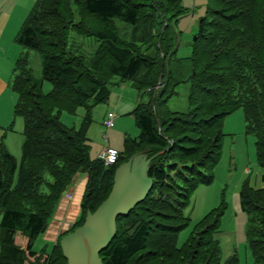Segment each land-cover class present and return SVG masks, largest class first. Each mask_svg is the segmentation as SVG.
I'll return each mask as SVG.
<instances>
[{
    "label": "trees",
    "instance_id": "trees-1",
    "mask_svg": "<svg viewBox=\"0 0 264 264\" xmlns=\"http://www.w3.org/2000/svg\"><path fill=\"white\" fill-rule=\"evenodd\" d=\"M74 6L77 19L73 20ZM186 9L181 0H35L13 41L41 56L43 92L22 53L12 64L8 87L15 93L12 117L22 120L19 156L0 136V264H63L58 240L83 221L110 190L114 168L134 152L151 157V187L126 215L115 218V232L98 256L102 264H239L235 251L221 258V201L191 226L184 213L198 185L212 181L221 146L222 118L242 110L244 131L254 136L260 187L241 182L238 204L245 214L244 242L251 264H264V0H207L196 22L188 70L180 67L171 23ZM116 18L129 25L125 37ZM70 31L98 40L88 63L66 51ZM184 59V58H183ZM128 81L139 93L129 112L138 128L123 138L117 159L104 165L87 157V129L94 104L107 101L111 78ZM159 82H158V78ZM187 81L183 111L167 99ZM147 97L141 100L142 95ZM81 107L79 123L68 126L62 112ZM10 122L6 130H11ZM85 174L79 214L49 250L32 248L77 172Z\"/></svg>",
    "mask_w": 264,
    "mask_h": 264
},
{
    "label": "rangeland",
    "instance_id": "rangeland-1",
    "mask_svg": "<svg viewBox=\"0 0 264 264\" xmlns=\"http://www.w3.org/2000/svg\"><path fill=\"white\" fill-rule=\"evenodd\" d=\"M34 1L0 0V8L5 10V16L0 18V24H3L2 33L4 34L6 32L7 25L12 27L8 31L9 33H5L7 41L9 38H12L10 36L13 35L14 31L16 29L18 30ZM206 2L207 0H181V6L186 9V12L178 16L169 28L170 31L172 30L175 33L176 42V51L172 57L182 59L177 65L185 71L188 70L189 65L185 57L189 54L190 41L196 29V22L202 15ZM71 7L73 20L75 21L77 19L76 12L74 6L72 5ZM8 17H10L9 20ZM113 23L118 35L125 37V33L129 30V25L116 18L113 19ZM11 42L15 43L13 40ZM97 45L98 40L94 35H82L70 31L67 36L66 51L70 54L80 55L84 62L88 63ZM17 47L22 55H25L31 75L35 79L41 80L42 91H49L50 83L47 80L41 79V56L39 53L31 49L23 48L20 45ZM19 54L17 53L14 58L16 59ZM10 74H12V69L10 70ZM111 82L110 86L112 91H124L122 95L123 100H128L130 97H133L132 110L139 102V93L128 81L119 82L117 77H112ZM174 90L175 93L167 99V107L170 110L183 111L187 108V81L179 82L174 87ZM129 93H131V96ZM146 97L147 95L143 94L141 100L144 101ZM107 111L114 114V119L118 112L122 113L120 114L122 115L121 119L117 124L121 123L118 126L114 120L113 125L109 128L106 129L104 127L103 120ZM130 111L123 112L116 110L113 106H109L108 100L92 106L90 112L91 122L86 133L88 138L87 157L89 160H94L104 145L107 144L122 151L123 138H134L137 136L138 128L133 116L129 113ZM82 113L83 109L81 107L77 108L73 114L62 112L60 114V120L68 126H76L79 123ZM18 121H20L21 125V118L16 116L15 124ZM221 131L220 154L216 164L212 168V181L205 185H198L190 195L188 205L184 208V213L188 214L190 218L189 224L179 232L176 243L179 245L185 239L192 224L206 211L217 206L221 201H224L225 208L219 219L218 232L214 233V237L219 241L221 258L223 259L235 251L239 259V264H251L250 253L244 242L245 214L239 208L238 190L241 182L245 179L248 180L249 185L252 187H259L261 185L260 175L262 171L256 163L254 153L255 138L250 133L244 131V120L240 108L235 109L222 118ZM4 147L7 149L5 144ZM13 156L18 158L19 152ZM69 203V201L65 202V213L61 219L62 227L60 226L59 234L68 230L79 214V210L75 215L67 213ZM62 208L63 203L59 206V209ZM41 247L49 250L51 242L46 241L43 239L42 234H39L34 239L32 248L38 250Z\"/></svg>",
    "mask_w": 264,
    "mask_h": 264
},
{
    "label": "water",
    "instance_id": "water-1",
    "mask_svg": "<svg viewBox=\"0 0 264 264\" xmlns=\"http://www.w3.org/2000/svg\"><path fill=\"white\" fill-rule=\"evenodd\" d=\"M150 158L146 156V149H142L114 168L106 197L92 212L85 211L80 225L59 238L58 246L65 260L63 264H102L98 253L115 232L116 216L126 215L144 199L151 187V178L147 175ZM77 174L73 175L70 184Z\"/></svg>",
    "mask_w": 264,
    "mask_h": 264
},
{
    "label": "crops",
    "instance_id": "crops-1",
    "mask_svg": "<svg viewBox=\"0 0 264 264\" xmlns=\"http://www.w3.org/2000/svg\"><path fill=\"white\" fill-rule=\"evenodd\" d=\"M4 16H5V10H2L0 8V18H3ZM9 19L10 17H8V20ZM11 28H12L11 26L7 25V30L5 33H7ZM2 30H3V24H0V31H1L0 34V136L2 135V133H4L3 141L7 147V150L11 154L16 155L20 151L19 144L21 141L20 132L22 128V122L21 125H20V121L16 122L15 124V118L13 119L12 117V107L16 100V95L8 87V81L11 79L12 74H10V70L12 69V63L15 59L14 57L17 55V53L18 54L21 53V51H19V48L17 47L18 44L11 42L13 40L14 33L17 29L14 31L13 35L10 36L12 38H9L8 41L7 38H5L6 37L5 33L4 34L2 33ZM123 92L124 91L117 92L111 90L107 100L109 102V106L111 107L113 106V108H115L116 110L127 112L131 110L133 97L132 98L130 97V99L128 100H123L122 99ZM129 94L131 96V93ZM120 114L122 113L118 112L117 115L115 116V119L113 117L112 125L114 120L117 126L121 123L120 122L119 124H117L122 116ZM10 122H12L11 125L12 128H14V130H12V128L11 130H6V127ZM14 125L15 127H13ZM84 182H85V174L80 171L77 174L75 181L72 184H70V186L66 189L70 197L68 198L61 196L59 198L56 210L54 212L55 216L54 214L51 216L46 228L42 232L43 239H45L48 242L50 241L51 244H53L57 240V237L60 233L59 230L62 227L61 219L63 218V215L65 213V202L67 201L70 202L67 213H69L70 215L77 214L79 210L78 208L79 200L83 191ZM61 203H63V208L59 209Z\"/></svg>",
    "mask_w": 264,
    "mask_h": 264
},
{
    "label": "built area",
    "instance_id": "built-area-1",
    "mask_svg": "<svg viewBox=\"0 0 264 264\" xmlns=\"http://www.w3.org/2000/svg\"><path fill=\"white\" fill-rule=\"evenodd\" d=\"M113 117H114L113 113L111 112L106 113L105 118L103 120V125L106 129L112 125ZM97 158H99L104 165H111L117 159V149L106 144L100 149ZM68 196L69 193L65 191L64 197H68Z\"/></svg>",
    "mask_w": 264,
    "mask_h": 264
},
{
    "label": "clouds",
    "instance_id": "clouds-1",
    "mask_svg": "<svg viewBox=\"0 0 264 264\" xmlns=\"http://www.w3.org/2000/svg\"><path fill=\"white\" fill-rule=\"evenodd\" d=\"M66 191V190H65ZM64 196V195H63Z\"/></svg>",
    "mask_w": 264,
    "mask_h": 264
}]
</instances>
